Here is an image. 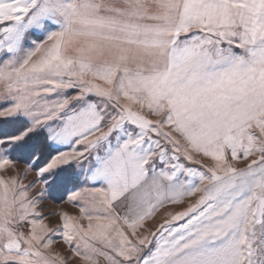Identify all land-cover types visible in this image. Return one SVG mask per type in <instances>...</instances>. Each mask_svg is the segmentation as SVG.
<instances>
[{
	"label": "snow or ice",
	"instance_id": "6c2138e0",
	"mask_svg": "<svg viewBox=\"0 0 264 264\" xmlns=\"http://www.w3.org/2000/svg\"><path fill=\"white\" fill-rule=\"evenodd\" d=\"M18 162L36 179L0 176V264H264V0H0ZM53 192L79 214L50 227Z\"/></svg>",
	"mask_w": 264,
	"mask_h": 264
},
{
	"label": "rangeland",
	"instance_id": "374dc122",
	"mask_svg": "<svg viewBox=\"0 0 264 264\" xmlns=\"http://www.w3.org/2000/svg\"><path fill=\"white\" fill-rule=\"evenodd\" d=\"M206 163L208 161H205ZM193 167H199V165H190ZM25 170V164L18 162L16 163L12 168H8L7 170H0V176H3L5 179L9 178L10 176L16 175L19 179H22L23 183L25 185L30 184L33 180L36 179V174L34 171L28 172V174L24 175ZM83 179V178H82ZM81 186H87V185H81ZM39 185H37V188ZM37 189H32L30 192V195H34L36 193ZM66 195L67 193H58L53 192L51 194L46 193L45 197L41 200V204L39 205V210L42 211V214L47 217L46 223L49 224L50 227H55L58 223H60L59 215L58 213L60 211H67L70 215H78L79 209L74 207L72 204L66 202ZM52 196H56V198H64L61 201H58ZM197 197H189L185 198V202L180 205H169L166 210H170L173 212L176 211H182L189 202H195ZM166 210H161L160 213L157 214V216L151 220L147 221V225L151 227L153 230H155V227L162 222L163 213ZM57 213V215H50V213ZM178 222L177 226L179 225ZM53 249L55 251H58L61 255L65 256V258H68L71 256V251L68 248L67 245H64L62 241H57L53 245ZM68 264H79L78 258H72L68 260Z\"/></svg>",
	"mask_w": 264,
	"mask_h": 264
},
{
	"label": "trees",
	"instance_id": "16d2710c",
	"mask_svg": "<svg viewBox=\"0 0 264 264\" xmlns=\"http://www.w3.org/2000/svg\"><path fill=\"white\" fill-rule=\"evenodd\" d=\"M21 163H23V162H21ZM52 198H54V199H56V200H58V201H61V200H63L64 198H56V196H52Z\"/></svg>",
	"mask_w": 264,
	"mask_h": 264
}]
</instances>
